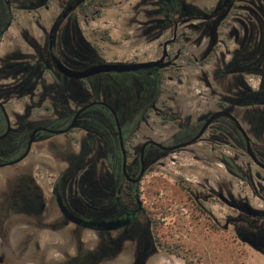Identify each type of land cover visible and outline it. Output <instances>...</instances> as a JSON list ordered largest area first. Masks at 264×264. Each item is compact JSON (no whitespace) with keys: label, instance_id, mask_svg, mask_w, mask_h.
Masks as SVG:
<instances>
[{"label":"rangeland","instance_id":"1","mask_svg":"<svg viewBox=\"0 0 264 264\" xmlns=\"http://www.w3.org/2000/svg\"><path fill=\"white\" fill-rule=\"evenodd\" d=\"M77 1L39 0V4L29 9L13 10L12 26L0 40V58L19 48L35 59L37 51L44 48V30L48 32L56 17L70 5L73 10L69 19L75 33L106 62L130 63L155 59L160 54L163 40L170 36L165 33L162 38L154 39L157 31L144 33L151 20L162 19L157 0H87L79 6L76 5ZM184 2L204 15H210L221 4L247 5L261 1ZM222 12L226 14L227 7ZM244 13L248 24L252 19L247 12ZM223 17L226 18L225 15ZM179 18L180 15H175L174 20L182 17ZM187 21L204 24L199 18ZM218 21L213 19L211 30L202 38L200 58L207 64L201 67L202 74L196 79L192 75L184 79L186 75L178 73L176 69L164 75L160 100H173L180 108L177 113L181 116L186 109L191 110L194 118L208 110L213 111L217 100L235 98V94L241 90L236 83L240 74L233 73L218 80L214 78V72L229 62L233 52L240 50V54H243L239 45L227 34L215 33L217 28H226L223 23L219 26ZM253 23L249 22V28ZM216 35L223 39L224 46L214 44ZM256 42L254 34L249 39L245 38L246 56L254 51L252 57L258 55L259 51L254 49ZM186 72L195 74L190 70ZM132 77L131 74H107L89 81L111 78L125 82ZM242 78L245 85L249 84L246 86L251 93L256 92L257 76L245 73ZM43 80L46 84L51 82L46 72H43ZM10 81L0 77V87ZM28 99L25 96L19 100L16 94L12 95L9 112L15 110L20 113L23 105L28 104ZM257 110L264 111V105L259 102L248 105L241 103L233 107L234 116L250 136L254 148L262 144L251 133L248 120L259 115ZM94 111L104 114L102 110ZM39 112L34 111L42 115V110ZM182 119L171 122L151 113L147 122L137 123L136 132L128 139V152L133 156L134 148L147 138L165 142L184 125L180 122ZM191 125H195L194 121ZM218 135L213 127L198 143L166 157H158L145 170L138 184L143 207L138 222L148 236V244H143L144 249L137 239L122 238L102 253L99 247L110 246L111 240L119 238L118 233L100 235L61 222L46 194L49 182L55 178L54 174L64 168L65 163L60 156H53L46 148L41 151L36 149V153L25 161L26 165L38 164L34 184L41 190V200L48 202L46 210L37 217L20 211L23 202L17 188L12 186L13 182H9L21 171L22 165L11 169H8L10 166L5 167V171L0 170V264H138L141 249V264H264V254L239 239L245 234L248 236V233V237L253 234L260 236L264 231V218L247 217L222 203L216 196L223 194L237 204L247 201L252 208L264 213V171L251 162L236 134L233 133L232 138L224 144L216 141ZM72 136L80 139L83 134L76 131ZM68 140L65 139L67 143ZM225 157L233 161L247 178L246 181L227 172L221 161Z\"/></svg>","mask_w":264,"mask_h":264},{"label":"flooded vegetation","instance_id":"2","mask_svg":"<svg viewBox=\"0 0 264 264\" xmlns=\"http://www.w3.org/2000/svg\"><path fill=\"white\" fill-rule=\"evenodd\" d=\"M260 1L247 5L221 4L213 9L212 14L204 15L187 6L184 0H157L162 19L151 20L144 33L157 31L154 39L162 38L165 33L170 34L163 40L159 56L130 63L114 62L159 63L150 68L122 73H99L81 79L62 73L58 67L71 73H82L102 63H111L101 60L75 33L69 19L72 5L56 17L48 32L45 33L44 30V48L37 51L35 59L21 52L19 48H14L1 57L0 77L11 81L0 87V170L8 166L11 169L22 165L21 171L15 174L13 180H9L17 188L18 196L23 202L20 211L37 217L46 210L49 202L65 225L100 235L118 233L119 238L111 240L110 246L99 247L102 253L122 238L137 239L144 249L143 244L148 242L147 232L142 230L138 222L143 210L138 184L142 181L147 167L160 156L166 157L191 146L176 148L195 138L213 114L225 112L238 121L233 114L235 104L259 102L264 105V0ZM35 4H39V0H0V40L12 26V11H23L25 7L29 9ZM69 7L72 9L67 11ZM226 7L227 12L223 14ZM244 12L252 19L248 24ZM175 15L182 18L174 20ZM223 15L226 16L225 19ZM192 18L202 19L204 24L188 23L187 20ZM220 18L221 22L218 21ZM213 19H217L219 26L223 23L226 27L217 28L215 33L227 34L243 52L242 55L240 50L233 52L229 62L214 72V78L218 80L233 73L240 74L241 77L237 78L236 83L241 86V90L235 94V98L224 97L217 100L213 111L208 110L194 118L191 110L186 109L181 116L177 113L180 108L176 107L173 100H160V87L164 82V75L169 71L178 69V73L186 75L184 79L191 75L196 76V79L202 74L201 67L207 64L200 58L201 43L213 26ZM250 21L254 22L251 28ZM253 34L257 41L254 49L259 51L255 58L252 57L255 51L247 56L244 52L245 38L249 39ZM222 41L216 35L214 44L224 46ZM186 70L195 74L189 75ZM43 72L49 75L50 83L46 84L43 80ZM245 73L257 76L256 92L253 96L250 88L246 86L249 84L245 85V79L242 78ZM107 74H131L133 77L125 82L111 78L89 81ZM15 94L19 100L25 96L29 98L28 104L23 105L20 113L15 110L10 113L8 109L10 97ZM39 110H42V115L34 113H40ZM94 110H102L104 114ZM257 112L259 115L256 114L255 119L251 118L248 122L251 124V133L262 145L254 148L250 141V146L257 161L264 166V111ZM151 113L171 122L184 117L185 119L180 120L184 125L165 142L145 139L134 148V155L131 156L126 148L128 139L136 132L137 123L147 122ZM257 119L262 122L261 126L257 125ZM193 121L195 125L192 126ZM73 122L74 125L69 131L56 133L66 130ZM259 126L261 135L258 136L256 130ZM213 127L219 134L215 138L218 143H227L234 133L247 154L244 139L236 130L234 122L224 115L217 117L193 144L198 143ZM76 131L83 134L80 139L73 138ZM246 134L248 135L247 132ZM248 137L250 140L249 135ZM65 139H69L68 143ZM44 148L53 156H60L65 163L64 168L54 174L55 178L49 182L46 191L47 203L41 200V190L34 184L38 164L25 163L33 153ZM171 148L174 149L167 150ZM23 155L25 157L21 161L11 164ZM247 156L250 159L248 154ZM251 162L258 167L252 160ZM142 167L143 176L137 181ZM225 169L227 170L226 167ZM227 172L229 173L228 170ZM219 194L216 195L217 198ZM142 241L145 242L141 244ZM142 249L140 258H143Z\"/></svg>","mask_w":264,"mask_h":264},{"label":"water","instance_id":"3","mask_svg":"<svg viewBox=\"0 0 264 264\" xmlns=\"http://www.w3.org/2000/svg\"><path fill=\"white\" fill-rule=\"evenodd\" d=\"M87 0H79L76 2V5H79L80 3H84ZM72 8L69 7L67 9V11L71 10ZM60 18V17H59ZM159 63L157 62H150V63H143V64H118V63H102L100 65L94 66L90 69H88L87 71H84L82 73H71L63 68H60V71L62 73H64L65 75L69 76V77H73V78H86L95 74H99V73H108V72H115V73H122V72H129V71H135L141 68H150L153 66L158 65ZM163 67V66H162ZM227 116L231 121L234 122L236 130L238 131V133L241 135V137L244 139L245 142V146H246V152L249 155L250 159L260 168H262L264 170V166L257 161L254 153L251 150V146H250V140L248 135L246 134L245 130L241 127V125L239 124V122L230 114L225 113V112H217L215 114H213L208 120L207 122L204 124L203 128L201 129V131L199 132V134L193 138L191 141L181 144L180 146H177L176 148L180 149L189 145H192L194 142H196L201 136L202 134L205 132L206 128L219 116ZM74 125V122L64 131L62 132H56V133H65L67 131H69V129H71ZM152 143V142H151ZM156 144V143H153ZM30 145V144H29ZM158 145V144H156ZM160 146V145H158ZM161 147V146H160ZM121 148H122V153L124 155V149H123V144L121 141ZM174 148L171 149H167V150H173ZM26 155V154H25ZM25 155L21 156L19 159L11 162V164H15L18 163L19 161H21ZM144 173V169L142 167L141 172L139 174V177L137 178V181L140 180L143 176ZM219 200L224 203L225 205L229 206L232 209H236L238 211H240L241 213L245 214L247 217L250 218H260L263 217V213L255 210L254 208L251 207V205L247 202V201H242L239 204L235 203V202H231L229 201L226 197H224L223 195L219 194L218 195ZM224 229H226V227H224ZM241 242L246 243L248 245H250L253 249L257 250L258 252L263 253L262 248H264V237L258 236L256 237L255 235H251L250 237L246 236V237H240L239 238ZM142 258H140L138 264H141Z\"/></svg>","mask_w":264,"mask_h":264},{"label":"trees","instance_id":"4","mask_svg":"<svg viewBox=\"0 0 264 264\" xmlns=\"http://www.w3.org/2000/svg\"><path fill=\"white\" fill-rule=\"evenodd\" d=\"M24 9H28L27 7H25ZM254 93V92H253ZM253 93H251V95L253 96ZM255 94V93H254ZM257 121V125H262V122L259 121L258 119L256 120ZM260 126L259 128L256 130V133L257 135H261V132H260ZM222 163L225 165V167L227 168V170L229 171L230 174H232L233 176L241 179V180H247V178L245 176H243L241 173H240V170L239 168L233 163V161L230 159V158H223L222 160ZM260 218H264V213H263V217H260ZM252 219H257V218H252ZM252 233V232H251ZM255 235V234H253ZM247 235L245 234V237ZM248 236H249V233H248ZM261 237H264V231H261V234H260ZM148 236H146V239H147ZM262 251L264 253V248H262Z\"/></svg>","mask_w":264,"mask_h":264}]
</instances>
